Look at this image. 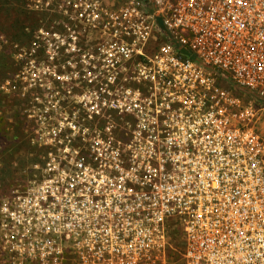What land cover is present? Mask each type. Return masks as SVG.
Masks as SVG:
<instances>
[{
	"label": "built area",
	"instance_id": "1",
	"mask_svg": "<svg viewBox=\"0 0 264 264\" xmlns=\"http://www.w3.org/2000/svg\"><path fill=\"white\" fill-rule=\"evenodd\" d=\"M24 1L45 129L0 264H168L176 229L185 264H264V0Z\"/></svg>",
	"mask_w": 264,
	"mask_h": 264
},
{
	"label": "rangeland",
	"instance_id": "2",
	"mask_svg": "<svg viewBox=\"0 0 264 264\" xmlns=\"http://www.w3.org/2000/svg\"><path fill=\"white\" fill-rule=\"evenodd\" d=\"M35 18L38 23L49 19L46 14H35ZM32 21L34 20L31 19L26 24L31 25L26 29L27 33L35 28L28 37L23 34L17 36L18 28H14L13 32L5 31L4 35L0 37V53H3L0 54V60L5 58L6 51L10 52L13 60V64L0 63V199L10 193L16 179L22 175L23 172L18 171L19 167L31 164L35 157L33 154L39 149V146L36 145V137L45 129L42 121L45 119L46 112L42 101L35 98L36 91L30 87L29 78H15V74L21 67L15 55L18 52L15 44L30 45L36 31L41 26L32 25ZM10 23L11 19L0 14V26L3 30L5 26L14 27ZM7 38L14 40L11 48L6 46ZM14 84L19 85L21 89L14 88ZM43 96L42 94L44 99ZM55 96L56 94L52 99L53 102L56 101ZM173 233L172 241L175 249L169 255L168 264H185L182 256L184 249L183 234L180 229L174 230Z\"/></svg>",
	"mask_w": 264,
	"mask_h": 264
},
{
	"label": "trees",
	"instance_id": "3",
	"mask_svg": "<svg viewBox=\"0 0 264 264\" xmlns=\"http://www.w3.org/2000/svg\"><path fill=\"white\" fill-rule=\"evenodd\" d=\"M15 13H17V14H15ZM0 14L3 15L5 18L11 19L10 25L14 26V27H6L5 26L4 30L0 26V37L4 35L5 31L6 32H8V31L13 32L14 28H18L17 29V36L23 34V35H26L28 37L29 34H32V31L35 28L32 31L27 33L26 29L31 25H26V24H28L31 21V19H33L34 21H32L33 22L32 25H38V21L35 18V13L29 11L26 8V3L24 0H0ZM7 40H8V43L6 44V46H9L11 48L14 40L8 39V38H7ZM17 40H19V39H17ZM0 43H1V40H0ZM6 52H5V58H2V60H0V63L3 64L4 62H7V63L13 64V60L11 58L10 52L9 51L7 53ZM0 54H3V53H0ZM3 60H5V61H3ZM16 132H17V130H16ZM7 134H10V133H7ZM23 167L24 166L19 167V168L21 169ZM170 254H171V252L169 253V255Z\"/></svg>",
	"mask_w": 264,
	"mask_h": 264
}]
</instances>
